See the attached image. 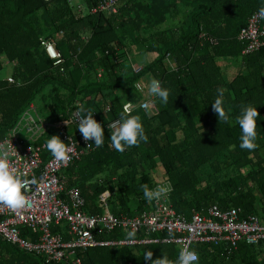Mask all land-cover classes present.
<instances>
[{"label": "trees", "instance_id": "1", "mask_svg": "<svg viewBox=\"0 0 264 264\" xmlns=\"http://www.w3.org/2000/svg\"><path fill=\"white\" fill-rule=\"evenodd\" d=\"M97 4L0 0V73L11 67L9 77L16 83L0 79V138L30 105L35 115L56 124L83 104L104 128V145L60 173L66 189L76 188L84 198L83 212L101 214L100 196L109 192L110 212L133 217L150 209L141 186L168 180L172 207L187 218L193 212L205 215L216 204L239 210L242 219L264 220V50L242 55L237 40L264 0H121L115 15L90 13ZM42 41L54 45L60 64L48 57ZM134 58L147 60L138 74ZM228 60L238 64L230 81L222 66ZM142 77L160 80L170 91L168 103H149V110L130 113L141 117L148 141L120 153L111 146L108 125L119 120L126 102L140 100L133 85ZM219 89L231 110L230 123L219 121L211 106ZM243 104L257 107L260 116L258 147L251 152L239 147L234 122ZM50 233L72 238L64 224L50 227ZM119 238L127 236L116 230L102 239ZM193 249L201 264H264V241L242 243L232 254L206 244ZM147 250L153 260L167 255L175 261L180 249L174 244L96 247L77 256L83 264H151L143 259ZM0 264L46 263L0 238Z\"/></svg>", "mask_w": 264, "mask_h": 264}, {"label": "built area", "instance_id": "2", "mask_svg": "<svg viewBox=\"0 0 264 264\" xmlns=\"http://www.w3.org/2000/svg\"><path fill=\"white\" fill-rule=\"evenodd\" d=\"M120 1L98 0L97 6L91 9L90 13L115 15ZM200 37L205 38V35ZM237 40L244 46L242 55L264 50V18L259 16V12H254L249 17ZM42 45L48 57L54 60L55 64H60L61 56L54 49V45L44 41ZM166 61L173 68L169 58ZM141 70L142 68L138 67L134 72L138 74ZM6 81L16 84L12 77H7ZM148 81L142 77L134 83L140 100L137 103L126 102L123 109L130 103V113L137 108L149 110V101L152 98L147 95V89L141 92L136 88L138 83L146 85ZM78 112L72 111L67 121L53 124L35 115L36 108L30 105L8 134L0 138V144L13 154V165L22 172L26 171L28 179L33 176L37 179L36 184L27 187L25 194L29 198V205L26 208L14 211L0 204V238L4 242L42 257L46 264H83L77 253H84L96 247L133 248L142 245L174 244L181 249L185 244L191 248L197 244H206L223 247L226 253L232 254L242 243L257 246L264 241V220L256 215L242 219L239 210H222L216 204L209 206L205 215L193 212L191 217L187 218L176 213L171 204L173 187L168 180L155 182L151 187L158 188L170 184L171 190L167 197L158 202H149V210L137 212L133 217H119L110 212L107 204L109 192L100 196L101 214L89 215L83 212L86 204L84 198L78 189H66V179L60 174L96 149L94 144L88 147L89 142H85L77 128ZM82 116L80 113L79 117ZM115 121L108 125L110 132L113 131L112 125ZM54 131L62 142L75 145V152L71 154L72 159L67 165L55 161L44 146L46 140L54 135ZM90 142L94 143V140ZM62 193L65 194L64 198H61ZM60 224L67 227L68 235L72 237L69 241L50 233V227ZM116 230H121L127 238L102 239L104 234ZM24 231L28 236L22 234ZM130 231L136 233L134 242L127 235ZM31 236H36V240H31Z\"/></svg>", "mask_w": 264, "mask_h": 264}, {"label": "clouds", "instance_id": "3", "mask_svg": "<svg viewBox=\"0 0 264 264\" xmlns=\"http://www.w3.org/2000/svg\"><path fill=\"white\" fill-rule=\"evenodd\" d=\"M259 16L264 18V7L259 9ZM51 49V45H49ZM136 88L141 92L147 89V95L152 99L150 104L155 105L157 102L166 105L168 103L170 91L168 88L162 86L160 80L152 78L146 85L138 83ZM225 92L219 89L217 96L213 103H211L213 111L217 114L219 121L223 123H230L233 121L231 110L226 109ZM131 104H126L120 114L119 120L112 125L113 131L110 133L111 146L115 151L123 153L126 149L134 146H139L141 143H147L148 135L145 131L144 124L139 115H131ZM82 113V118L79 114ZM259 113L257 107L251 104H243L240 107V112L235 116L234 122L239 126V147L249 152L258 147V125ZM79 124L77 128L82 134L88 147L95 145L99 148L104 145L105 135L104 128L101 123L94 119V113L91 109L86 108L81 104L78 112ZM90 142V141H93ZM46 149L57 162H62L67 165L72 159V153L75 152V145L62 142L58 136H50L46 140ZM11 155L2 144H0V204L17 211L26 208L29 205V198L25 194L27 187L30 184H36L37 179L33 176L31 179L27 178V172L18 170L12 163ZM143 195L148 202L159 201L166 198L171 190V185L161 186L158 188H149L147 184L141 186ZM130 240H133L136 235L135 231H130L128 234ZM153 253L147 250L143 254L145 261H150L151 264H199L200 254L193 248L185 244L180 250L175 261L168 258L167 255H162L161 258L152 259Z\"/></svg>", "mask_w": 264, "mask_h": 264}, {"label": "rangeland", "instance_id": "4", "mask_svg": "<svg viewBox=\"0 0 264 264\" xmlns=\"http://www.w3.org/2000/svg\"><path fill=\"white\" fill-rule=\"evenodd\" d=\"M134 56H136V55L134 54ZM224 63H227V65H229V67H228L224 64V68H225V66L227 68V69H225L226 76H227V78H229L230 75H232L233 73L236 72V67H238V64H236L237 65L236 66L235 65L236 62L234 63V62H231L230 60L224 61ZM11 72H12L11 67L5 66L4 69L2 70V72L0 73V79H5V78L9 77L11 75ZM207 171H208V167H207Z\"/></svg>", "mask_w": 264, "mask_h": 264}, {"label": "crops", "instance_id": "5", "mask_svg": "<svg viewBox=\"0 0 264 264\" xmlns=\"http://www.w3.org/2000/svg\"><path fill=\"white\" fill-rule=\"evenodd\" d=\"M148 58V57H147ZM146 59V58H145ZM150 59V58H149ZM146 61L147 60H143L142 58H134V59H132V65H133V67H134V69L135 68H138V67H141L142 68V66H144V64L146 63ZM226 65V66H228L229 67V65H227V63H222V66L223 65ZM226 66H225V68L224 69H227L226 68ZM236 71H237V68H236ZM233 75H234V73L232 74V75H230V77L229 78H227V76H226V74H225V80L226 81H230L231 79H232V77H233ZM149 81L148 82H150V80L151 79H148ZM160 176V174L157 172V174H155L154 175V177H159Z\"/></svg>", "mask_w": 264, "mask_h": 264}]
</instances>
